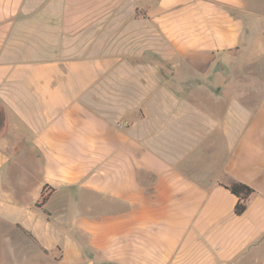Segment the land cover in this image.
<instances>
[{"label":"crops","instance_id":"1","mask_svg":"<svg viewBox=\"0 0 264 264\" xmlns=\"http://www.w3.org/2000/svg\"><path fill=\"white\" fill-rule=\"evenodd\" d=\"M0 264H264V0H0Z\"/></svg>","mask_w":264,"mask_h":264},{"label":"trees","instance_id":"2","mask_svg":"<svg viewBox=\"0 0 264 264\" xmlns=\"http://www.w3.org/2000/svg\"><path fill=\"white\" fill-rule=\"evenodd\" d=\"M231 193L237 197V201L234 205V213L242 214L246 209V201L248 197L253 193V188L242 182H232L230 185L226 186Z\"/></svg>","mask_w":264,"mask_h":264}]
</instances>
